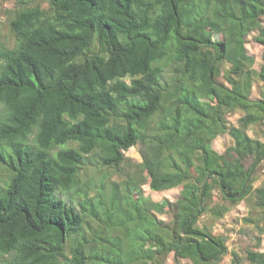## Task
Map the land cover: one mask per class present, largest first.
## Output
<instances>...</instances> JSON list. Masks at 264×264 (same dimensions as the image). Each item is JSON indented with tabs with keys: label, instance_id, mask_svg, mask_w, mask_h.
I'll return each instance as SVG.
<instances>
[{
	"label": "trees",
	"instance_id": "obj_1",
	"mask_svg": "<svg viewBox=\"0 0 264 264\" xmlns=\"http://www.w3.org/2000/svg\"><path fill=\"white\" fill-rule=\"evenodd\" d=\"M10 6L0 37V264H165L171 253L177 264H222L226 237L200 221L246 199L264 233V184L254 185L264 141L249 132L264 134V52L256 68L246 46L252 33L264 45V0ZM227 133L233 144L219 153L213 142ZM134 146L139 162L126 155ZM142 175L179 196L145 195ZM246 260L264 264V252L247 249ZM232 264H242L236 252Z\"/></svg>",
	"mask_w": 264,
	"mask_h": 264
},
{
	"label": "rangeland",
	"instance_id": "obj_2",
	"mask_svg": "<svg viewBox=\"0 0 264 264\" xmlns=\"http://www.w3.org/2000/svg\"><path fill=\"white\" fill-rule=\"evenodd\" d=\"M12 5V0H0V37L4 35L6 29V19L8 18V9ZM249 52L256 59L255 67L258 68L262 61V55L264 52V45L255 41L254 33L250 34L247 37L246 44ZM262 96V83L259 80H256L253 89L252 97L258 98ZM242 116V111H235L231 113L228 117L232 123L237 124L238 119ZM258 129V130H257ZM250 134L254 137L260 138L264 141L263 131L260 130L257 126H253L249 130ZM233 144L232 137L227 134L219 135L213 142V147L219 153H224L225 150ZM126 155L130 156L134 161H141V154L139 152V146L131 147L126 151ZM93 173V170L90 171V174ZM143 182L142 189L145 195L151 196L153 199L161 201L164 198H168L172 201L176 200L180 194V188H171L165 191H153L150 188L149 179L145 175H142ZM264 184V162L259 167L256 174L255 187ZM223 203L224 201L220 198L216 192L214 195L213 203ZM228 204V203H227ZM230 205V204H229ZM253 208L251 207V200H242L234 205H230V209L226 211L224 216L215 217L214 215L205 214L200 224L206 223L207 226L213 231L216 235H223L226 237L229 253L226 254L223 258L222 264H232L234 252L238 254L239 260L242 264H250L246 260V251L247 249H260L264 252V233H261L256 224L248 221V218L253 213ZM257 212L254 211V214ZM260 213V212H259ZM258 213V214H259ZM257 215V214H256ZM159 216L165 219H169V215L165 213H159ZM261 236L262 242L261 245H258V237ZM165 264H177L174 260V255L171 253ZM182 264H190V261L183 260Z\"/></svg>",
	"mask_w": 264,
	"mask_h": 264
}]
</instances>
